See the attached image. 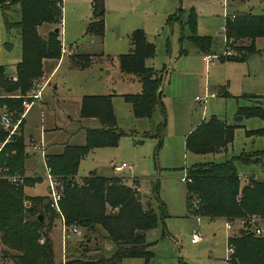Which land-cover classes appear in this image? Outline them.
<instances>
[{"label":"rangeland","instance_id":"1","mask_svg":"<svg viewBox=\"0 0 264 264\" xmlns=\"http://www.w3.org/2000/svg\"><path fill=\"white\" fill-rule=\"evenodd\" d=\"M90 2L91 0H61L59 39L64 53L60 51L57 60H42V73L33 83L32 89H35L47 81L52 67L61 59L53 76L41 90V99L37 101L43 109L55 107L51 119L58 129L47 134L46 139L57 144V147H61V144L82 145L84 133L79 128L85 124L88 126L89 119H79L76 115L80 97L107 93L112 95L115 130L120 133L118 140L113 146L95 147L86 153L78 162L76 177L89 173L118 176L129 185H133V179L135 180L134 191L139 200L142 204L147 203L157 217L156 225L145 232V242L152 253L148 264H178L179 260L187 264H227L226 237L235 230V226L226 231L223 218L200 217L197 222L195 217L198 215L194 213L196 206L193 208L189 203L186 205L181 177L184 169L194 163H219L240 152L250 154L249 157L253 160L259 151L264 149V134L256 132L264 129V119L236 114L238 107L254 102V99L248 98L247 95L264 97V55L251 52L243 58L230 60L217 56L224 50L229 51L231 56L240 54V51L234 49L232 40L225 38L222 33L226 12L264 14V0H102L101 39L84 35L92 17ZM179 5L185 10L190 5L193 7L196 14L195 33L212 39V53L215 56L207 64L201 60L202 54L191 42H179L181 33H187L186 27L182 26L180 29L177 22L168 23V18ZM5 12L13 19L17 18L16 14ZM59 21L56 24H42L37 27L38 34L43 37L53 27L59 28ZM134 29L141 30L145 40L154 47V53L145 59V65L161 76L160 96L165 110V124L161 131L158 128L161 117L157 107L148 118L134 117L128 112L129 103L119 96V92L122 93L123 90L131 91L136 88V78L123 76L117 68L118 55L130 51L129 34ZM72 43L73 48H70L68 44ZM254 46L260 49L263 46L262 39L256 38ZM77 53L82 57L73 59L71 55ZM20 55L18 34L14 29L5 30L0 16V65L5 66L3 77L10 81H15L14 67ZM68 60L71 65L75 62L85 63L86 66L81 68L75 65L73 68L67 64ZM126 77L135 79L130 81ZM52 85L56 86L55 90ZM205 89L214 92L215 96L208 97L203 102L194 101V97L201 96ZM223 89L228 95L221 94ZM0 95L19 96L18 91H0ZM0 111L8 112L1 106ZM9 113L13 117L19 114L16 111ZM201 115L205 118L215 116L233 125L232 140L224 149L204 154H195L185 149L183 134ZM238 115L240 119L237 120L235 117ZM38 119L36 113L35 126H38ZM90 126L96 127L98 124L94 121ZM22 127L21 121L13 134L5 131L3 143L10 141L13 136L21 135L24 149L30 156L17 172L9 171L7 167L0 165V179L22 184L25 177H38L33 183L28 182L29 184L22 187L23 194L48 195L46 169L40 149L30 147L36 140L32 135H24ZM257 159L258 162L250 164L236 163L240 186L247 182V175L250 174L259 181L263 179V166L259 157ZM114 162H124L130 168L115 172L111 167ZM24 166L27 169H24ZM35 172L37 176L33 175ZM29 203L28 200L24 201L25 206L30 205ZM187 206H191L192 212L189 214L186 212ZM161 209L167 215L162 220L159 219ZM46 213L44 222L49 224L46 239L52 249L50 232L56 217L49 210ZM263 225L260 224L262 228ZM195 226H198L201 239L192 244L190 235ZM77 230L78 234L73 238L65 239L66 249L63 253L59 248V237L56 238L57 244L53 240L55 252H61L58 256H53L56 263L61 264L66 256L80 260L97 257L100 248L103 257H109L115 251L114 243L108 239L104 240L97 232L89 233L79 226ZM42 241L43 238H40L39 242ZM3 262L9 260L0 253V264H4ZM135 262L143 264L141 258H137ZM120 264L128 263L122 261Z\"/></svg>","mask_w":264,"mask_h":264},{"label":"trees","instance_id":"2","mask_svg":"<svg viewBox=\"0 0 264 264\" xmlns=\"http://www.w3.org/2000/svg\"><path fill=\"white\" fill-rule=\"evenodd\" d=\"M2 4L5 5L1 7ZM90 7L92 17L84 35L101 39L102 0H91ZM5 11L16 14L17 18L13 19ZM0 16L4 29H14L18 34L21 50L20 59L14 67L15 81L3 77L5 66L0 65V91H18L19 94L0 95V106L8 112L19 113L23 109L22 100H29L25 95L42 73V60H57L59 57L62 48L60 31L54 33L53 29L56 27H53L42 37L38 34L37 27L42 24H56L61 19L60 0H0ZM171 22H177L180 29L182 26L186 27L187 33H181L180 43L188 40L200 54H213L211 37L195 33L196 14L193 7L185 10L179 5L168 18V23ZM222 27L223 36L232 40L234 49L240 51V54L232 48L235 55L219 54L218 58L240 59L251 52L264 55V14L236 12L224 18ZM256 38L263 41L260 49L254 46ZM129 41L130 51L118 55L117 68L121 74L135 77L140 83V90L123 94L122 97L129 102L134 117L148 118L157 107L161 116L158 123L161 131L165 124V110L160 96L161 76L145 65V59L153 55L154 47L145 40L143 32L139 29L131 31ZM244 41L246 42L243 43ZM223 42L226 49V43L224 40ZM71 57L74 59L82 55L77 53ZM72 65L81 68L86 66L85 63L75 62ZM221 94L228 95L224 89ZM247 97L253 98L254 102L238 107L236 114L264 119V97ZM78 114L79 117H95L99 126L84 129L82 145L64 144L60 152L47 153L43 157L45 167L62 185L58 201L59 213L50 207L48 195L23 194L22 187L29 184L28 182L33 183L38 177H25L22 184L0 179V253L15 264H60L54 261L51 246L46 239L49 224L46 225L44 219L46 211L49 210L54 217H61L65 231L70 226H79L89 233L97 232L104 240H111L115 245V251L109 257H103L100 253L88 260L66 256L61 264H119L123 258H141L143 264H148L152 253L145 242V232L156 225L157 217L147 203L142 204L139 200L134 191L135 180L133 179V185H129L118 176L93 173L73 178L79 160L86 153L95 147L113 146L118 140L120 133L115 130L110 95L82 96ZM232 132L233 125L210 116L185 136L184 146L187 151L195 154L217 152L231 142ZM256 132L264 134V129ZM5 136L6 132L0 128V143ZM249 156L250 154L240 152L219 163H194L184 169L183 177L190 179L189 182H183L186 205L189 203L192 206L197 200L194 213L199 217L223 218L224 222L228 221L235 226V230L226 237V244L232 246L227 264H264V235L255 236L251 231L253 225L264 224V176L259 181L247 175V182L240 186L236 166V163L258 162L259 157L264 170V149L260 150L253 160ZM25 158L26 151L21 135L13 136L10 141L2 144L0 165L7 167L9 171L21 170ZM25 200H28L30 205L25 206ZM190 207H186L187 214L191 211ZM38 215L41 219H38ZM166 216L161 209L159 219L162 220ZM253 219L255 221H252ZM40 238H43L41 243ZM178 264L187 263L179 260Z\"/></svg>","mask_w":264,"mask_h":264},{"label":"crops","instance_id":"3","mask_svg":"<svg viewBox=\"0 0 264 264\" xmlns=\"http://www.w3.org/2000/svg\"><path fill=\"white\" fill-rule=\"evenodd\" d=\"M189 7H192L191 5L189 6ZM176 10V9H175ZM236 12H238V11H235V12H233L232 11V13H230V14H228L227 12H226V14H225V17L226 16H230V15H233L234 13H236ZM41 26V25H40ZM39 26V27H40ZM59 31H61V30H59ZM223 40H224V37H223ZM68 46L70 47V48H73V43L72 44H68ZM68 55H69V53H67ZM205 55H213V54H204V55H202V56H205ZM215 55V54H214ZM202 56H201V60H202ZM203 61V60H202ZM204 62V61H203ZM59 63H61V59L60 60H58V62L56 61V64H55V66L54 67H52V71L49 73V75H48V79H50L52 76H53V73H54V71H56V67L58 66V64ZM205 63V62H204ZM208 62H206L205 64H207ZM67 64H69V66L70 67H76V66H73V65H71L70 64V61L68 60V63ZM78 69V68H77ZM106 74H107V76H109V74H108V71H106ZM124 76V75H123ZM132 77V76H131ZM117 78V77H116ZM123 78V77H122ZM126 78H128V80H130V81H133L134 79H132V78H129V77H126ZM118 79V78H117ZM122 80V79H121ZM135 85H136V88H133V90H131V91H129V90H123V92L122 93H120L119 92V96H121L122 97V95L123 94H126V93H136V92H138L139 90H140V83L137 81V79H135ZM44 88V87H43ZM42 88V89H43ZM55 88H56V86L55 85H52V89L53 90H55ZM127 91V92H126ZM41 95H42V92H41ZM102 95H104V94H102ZM105 95H109L108 93L107 94H105ZM111 96L112 95H110V100H111ZM213 96H215V93L214 92H208V90H204V92H203V94L201 95V96H195V97H203L204 99L203 100H201V101H196L195 99H194V101H196V102H203V101H205V99L206 98H208V97H213ZM194 97V98H195ZM123 98V97H122ZM41 99V96H40V98L38 99V100H34L33 101V103L30 105V107L26 110V112H25V114L23 115V117L21 118V120H20V123H21V121H22V123H23V127H22V130L24 131L23 133H24V135H27V136H29V135H32L34 138H35V140H36V143L35 144H39L40 146V149H41V151H40V156H41V158H42V162H43V164H44V161H43V157H44V154H47V153H58V152H60L61 151V147H62V144H61V147L59 146V147H57V144H53V143H51L49 140H47L46 139V136H47V134H49L50 132H52V131H55V130H57L58 129V127L55 125V122L51 119V117H52V115H53V112L55 111V110H53V108H55V107H51L52 109H43L42 108V105L40 104V102L39 103H37V101H39ZM80 100H81V97H80V99H79V105H78V107H77V110H76V115L79 117V114H78V112H79V106H80ZM163 102V101H162ZM129 103V102H128ZM130 105V104H129ZM164 105V104H163ZM34 106H36L35 107V109H33L34 108ZM65 109V108H64ZM66 110V109H65ZM113 110V109H112ZM128 112L132 115V113H131V110H130V107H129V110H128ZM36 113H38V116H39V119H38V126H35L34 125V119H35V117H36ZM52 114V115H51ZM202 115H203V113H202ZM200 116L199 117V119H198V121L194 124V125H192L191 127H189L186 131H185V133L183 134V139H185V136L196 126V125H198L200 122H202V121H205L207 118H205V117H203V116ZM133 116V115H132ZM151 116V115H150ZM161 117V116H160ZM48 118V119H47ZM209 118V117H208ZM47 119V120H46ZM79 119H89V125L87 126V124H85V125H83V126H80V130H82L83 131V133H84V129L85 128H95V127H92V126H90V125H92V123L94 122V121H96L97 122V124H98V126H99V122H98V120L95 118V117H79ZM20 123H19V125H20ZM19 125H18V127H19ZM98 126H96V127H98ZM31 144V143H30ZM34 144V145H35ZM56 146V147H55ZM30 147H32L33 148V145H31ZM26 151V150H25ZM29 154L27 153V151H26V158L24 159V161H26V159H28L29 158ZM25 163V162H24ZM115 163V162H114ZM113 164V163H112ZM112 164H111V167H112ZM44 167H45V165H44ZM24 169H27V168H25V166H24ZM45 169H46V167H45ZM125 169H127V168H125ZM28 170H30V169H28ZM31 170H34V168H31ZM127 170H129V169H127ZM35 171V170H34ZM36 173V172H35ZM33 175H35V176H37V173L36 174H33ZM75 177H76V175H75ZM77 178V177H76ZM31 185V184H30ZM52 225H54V227L52 228V230H51V232H50V238H51V242H52V251H53V256L55 257V255L56 256H58L61 252L60 251H62V253L65 251V249H64V241H65V239L66 240H69L70 238H73L75 235H73V234H69V233H65V236H64V238L62 239V236H63V234H62V232H63V229H62V222H61V217L60 216H57L56 217V219H55V221L53 222V224ZM57 237H59V243H60V246H59V248H60V251H59V254L58 253H56L55 252V249H54V243H53V240H54V242L57 244V241H56V238ZM67 247H68V245H66ZM67 249H72V248H67ZM100 250H101V248L100 249H98V254L100 253ZM55 254V255H54ZM58 254V255H57ZM70 256V255H69ZM137 258H123V259H121L120 260V262H119V264L123 261V262H126V263H128V264H137L136 262H135V260H136ZM10 262V261H9ZM9 262H3L4 264L5 263H9Z\"/></svg>","mask_w":264,"mask_h":264},{"label":"built area","instance_id":"4","mask_svg":"<svg viewBox=\"0 0 264 264\" xmlns=\"http://www.w3.org/2000/svg\"><path fill=\"white\" fill-rule=\"evenodd\" d=\"M60 5H61V0H60ZM60 27L59 30H61V19H60ZM222 31H223V27H222ZM62 47V46H61ZM61 53H64V49L63 47L61 48ZM229 51L224 50V52L222 53L223 55H229ZM215 55H205L202 56V60L206 63L209 62L212 57H214ZM47 81H45L44 83L40 84L39 86H37V88L32 89L27 95H25V97L29 100H22L21 105H22V111L19 112L18 116H12L9 112H5V111H0V128L4 131H6L9 134H13L17 128L18 125L20 123L21 118L23 117V115L25 114L26 110L30 107V105L33 103L34 100H38L41 96V90L42 88L47 84ZM196 101H201L204 98L203 97H195L194 98ZM1 144H3V141L1 142ZM2 145H0L1 148ZM39 144H35L33 145L34 149H40ZM41 151V149H40ZM129 169V165L121 162H115L112 164V169L115 172H120L123 169ZM240 178V176H239ZM45 179L47 181V189H48V197H49V201H50V207L54 209V211H56L57 213H59V209H58V201L60 199V195H61V191H62V185L56 180V178L49 172V170L46 168V172H45ZM181 181L182 182H189L190 179H185L183 176L181 177ZM197 203V200L194 201L193 206H195ZM195 220L197 222L200 221V217H195ZM252 221H255V219H253ZM241 222L239 221L238 224H240ZM258 223V222H257ZM224 224V228L226 231L230 230L232 228V225L226 221L223 223ZM62 229H63V236L62 239L65 236V233H69V234H73L76 235L78 234V230L77 227L75 225L70 226L68 228V230L65 231L64 226L62 225ZM251 231L253 232V234L255 236H263L264 235V229L259 225H253L251 228ZM201 236H200V232L198 229V226H195L192 231H191V235H190V243L194 244L197 243L198 241H200ZM227 245V251H228V255L232 252V246L230 244H226ZM227 255V257H228ZM226 257V258H227Z\"/></svg>","mask_w":264,"mask_h":264},{"label":"water","instance_id":"5","mask_svg":"<svg viewBox=\"0 0 264 264\" xmlns=\"http://www.w3.org/2000/svg\"><path fill=\"white\" fill-rule=\"evenodd\" d=\"M58 31H59V28L58 27H56V28L53 29V32L54 33H57ZM6 48H8V46H6ZM235 119H237V120L240 119V116L239 115L236 116ZM250 177H253V174H250ZM38 219H41V216L40 215H38Z\"/></svg>","mask_w":264,"mask_h":264}]
</instances>
